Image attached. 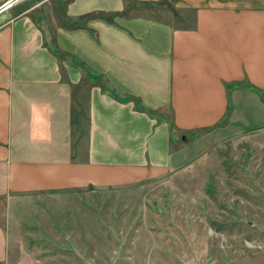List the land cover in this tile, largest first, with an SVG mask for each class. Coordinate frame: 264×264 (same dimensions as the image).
I'll list each match as a JSON object with an SVG mask.
<instances>
[{
    "label": "crops",
    "instance_id": "crops-1",
    "mask_svg": "<svg viewBox=\"0 0 264 264\" xmlns=\"http://www.w3.org/2000/svg\"><path fill=\"white\" fill-rule=\"evenodd\" d=\"M134 1L71 0L62 23L0 12V244L5 214L25 227L50 191L180 168L264 120V0H171L164 17Z\"/></svg>",
    "mask_w": 264,
    "mask_h": 264
},
{
    "label": "rangeland",
    "instance_id": "rangeland-1",
    "mask_svg": "<svg viewBox=\"0 0 264 264\" xmlns=\"http://www.w3.org/2000/svg\"><path fill=\"white\" fill-rule=\"evenodd\" d=\"M69 1L13 5L40 4L34 16L62 23ZM171 7L147 11L164 17ZM222 132L180 168L50 191L25 227L6 213L0 264H264V120Z\"/></svg>",
    "mask_w": 264,
    "mask_h": 264
},
{
    "label": "trees",
    "instance_id": "trees-1",
    "mask_svg": "<svg viewBox=\"0 0 264 264\" xmlns=\"http://www.w3.org/2000/svg\"><path fill=\"white\" fill-rule=\"evenodd\" d=\"M94 16H100V17L106 18L107 20L112 21L113 18L116 16V13H107V12L90 13V14H87V15H86V19L92 18V17H94ZM54 53L57 54L58 56H62V55H64V52H63L62 50H59V49H58V50H55ZM89 78H90L91 81H93V82H97V81L100 82V83L102 84V88H103L105 91H108V92L113 93V92L108 88V86L105 85V83L103 82V80L101 79V77H100V78H97V79L94 80V79L92 78V76L89 75ZM113 94H114V93H113ZM114 95L117 96L116 94H114ZM119 98H120L121 100H122V99L124 100V98H122V97H119ZM126 100H127V99H126ZM136 108L139 109V110H142V111H146V112H148V113H149L150 115H152V116L158 115L156 111H154V110H148V109L144 108V106H143L140 102L136 103ZM171 125H172V128L174 129L175 126H174L173 122H172ZM194 135H195V133L192 134V137H193Z\"/></svg>",
    "mask_w": 264,
    "mask_h": 264
},
{
    "label": "water",
    "instance_id": "water-1",
    "mask_svg": "<svg viewBox=\"0 0 264 264\" xmlns=\"http://www.w3.org/2000/svg\"><path fill=\"white\" fill-rule=\"evenodd\" d=\"M16 2V0H8L6 3H4L2 6H0V12L6 9L7 7L13 5Z\"/></svg>",
    "mask_w": 264,
    "mask_h": 264
},
{
    "label": "built area",
    "instance_id": "built-area-1",
    "mask_svg": "<svg viewBox=\"0 0 264 264\" xmlns=\"http://www.w3.org/2000/svg\"><path fill=\"white\" fill-rule=\"evenodd\" d=\"M16 1H18V0H16ZM12 6V5H11ZM10 7V6H9ZM8 8V7H7Z\"/></svg>",
    "mask_w": 264,
    "mask_h": 264
}]
</instances>
